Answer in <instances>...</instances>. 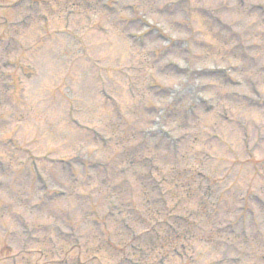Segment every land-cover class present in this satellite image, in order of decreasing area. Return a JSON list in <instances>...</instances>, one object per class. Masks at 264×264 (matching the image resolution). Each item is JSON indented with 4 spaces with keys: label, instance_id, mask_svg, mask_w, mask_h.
Segmentation results:
<instances>
[{
    "label": "rangeland",
    "instance_id": "1",
    "mask_svg": "<svg viewBox=\"0 0 264 264\" xmlns=\"http://www.w3.org/2000/svg\"><path fill=\"white\" fill-rule=\"evenodd\" d=\"M243 2L0 0V264H264Z\"/></svg>",
    "mask_w": 264,
    "mask_h": 264
}]
</instances>
